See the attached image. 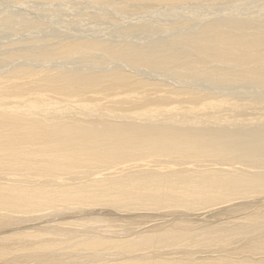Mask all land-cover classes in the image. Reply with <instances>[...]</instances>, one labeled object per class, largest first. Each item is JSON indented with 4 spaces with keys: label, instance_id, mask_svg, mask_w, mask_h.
<instances>
[{
    "label": "bare ground",
    "instance_id": "1",
    "mask_svg": "<svg viewBox=\"0 0 264 264\" xmlns=\"http://www.w3.org/2000/svg\"><path fill=\"white\" fill-rule=\"evenodd\" d=\"M1 4L0 264H264V0Z\"/></svg>",
    "mask_w": 264,
    "mask_h": 264
},
{
    "label": "rangeland",
    "instance_id": "2",
    "mask_svg": "<svg viewBox=\"0 0 264 264\" xmlns=\"http://www.w3.org/2000/svg\"><path fill=\"white\" fill-rule=\"evenodd\" d=\"M0 1H1V2H0V6L2 7V4H1V3L3 2V0H0ZM5 3H6V2H5ZM5 3H3V5H4ZM7 5H8L9 7H11L10 4H7V3H6V5L3 6L2 9L4 10L5 8H7V7H8ZM13 7H14V5H13ZM13 7H11L10 9H12ZM15 7L18 9L17 11H19V9H20V12H22V10H25V6H24V7L21 6L23 9H21L19 6H15ZM15 7H14V8H15ZM27 7H28V6H27ZM16 8H15V10H16ZM7 9H8V8H7ZM7 9H6V10H7ZM27 9H28V8H27ZM8 10H9V9H8ZM12 10H14V9H12ZM57 24H58V25H61V22L58 21ZM105 26H106V25L101 26V27H102L101 30H102V29L105 30V29H106ZM88 27L91 28V29H95V26H88ZM97 27H98V26H97ZM99 29H100V27H99ZM0 34H1V33H0ZM2 35H3V36H2ZM2 35H0V38L2 37L3 40H4V39L7 40V39H11V38H13V36H12L11 34H8V33H6V34H3V33H2ZM5 35H7L8 38H7V36H5ZM3 37H6V38H3ZM2 39H0V41H3Z\"/></svg>",
    "mask_w": 264,
    "mask_h": 264
}]
</instances>
